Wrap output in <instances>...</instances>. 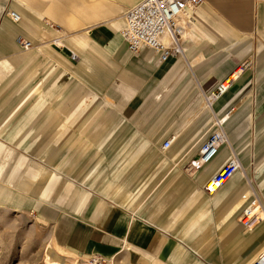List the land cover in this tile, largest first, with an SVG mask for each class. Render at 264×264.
<instances>
[{"label":"crops","instance_id":"1","mask_svg":"<svg viewBox=\"0 0 264 264\" xmlns=\"http://www.w3.org/2000/svg\"><path fill=\"white\" fill-rule=\"evenodd\" d=\"M140 1L44 0L37 3L36 12H30V26L43 39L58 38L59 46L44 45L37 54L34 50L14 54L0 47V75L4 77L11 67L14 72L6 77L8 84H0V206L19 207L28 195L32 203L48 209H67L60 223L61 249L73 254L113 259L122 252L138 253L144 264H250L264 250V221L248 229L238 213L260 196L264 201V175L257 168L264 165V150L257 155L255 147L264 146V113L257 115L264 106V0H202L195 18L182 23L184 36L188 30L191 41L199 37L204 48L185 47L186 57L164 63L151 49L133 52L119 33L125 20L114 17L115 10H127ZM54 2L58 5L49 9ZM18 14L21 20L16 24H26L22 12ZM68 14L75 23L72 29L66 27ZM18 31L2 22L1 42L19 48L22 34ZM85 41L100 50L101 68L95 72L103 74L104 84H63L70 81L71 65L74 69L82 56L93 55L82 46ZM71 50L77 51L78 61L71 58ZM203 65H211L215 75L213 91L225 77L239 76L213 110L207 107L203 113L202 133L182 149L173 142L165 155L160 147L169 137H152L151 130L129 127L127 121L141 120L142 114L134 110L145 105L140 112L147 115L146 122L166 123V106L174 103V94L166 96L173 84L164 83L183 81L187 75L197 78ZM27 66L36 67L32 72L40 80L35 86L33 75L30 84L29 80L16 84ZM13 80L15 84H10ZM85 89L91 92L88 102ZM179 89L195 92L194 84H176L174 93ZM54 90L62 96L59 113L52 112ZM199 102L197 96H189L185 106L198 116ZM103 104L108 113L100 110ZM128 105L126 114L122 111ZM92 108V123L85 122ZM252 113L256 118L247 135L238 128L244 116L252 119ZM110 115L112 123L106 127L102 121ZM215 115L223 118L230 144L237 142L244 170L250 165L242 154L245 138L251 141L255 135V145L249 146L256 158L255 179L263 192L253 188L250 177L242 179L240 172L213 195L206 192L204 186L232 155L229 145L212 166L197 171L186 168L196 160L198 141ZM70 120L78 127L66 128ZM11 140L27 154L17 157ZM29 154L42 164H30ZM138 185L141 194L124 195ZM71 199L69 207L65 202Z\"/></svg>","mask_w":264,"mask_h":264},{"label":"rangeland","instance_id":"2","mask_svg":"<svg viewBox=\"0 0 264 264\" xmlns=\"http://www.w3.org/2000/svg\"><path fill=\"white\" fill-rule=\"evenodd\" d=\"M40 2L44 3V0H0V25L2 24V22L3 23L5 22L7 25L13 26L14 28L16 27L17 29H19L18 32L21 33L26 40H30L33 43V45L28 49L23 48L21 45L19 48L13 49L12 46L10 45L11 43L3 44V41L1 42L0 40V47L1 46L5 47L6 49L11 50V52L14 54L30 53L32 50H34L35 53L37 54V51L42 50V46L44 45L48 44L49 47L51 46V43L58 45L57 43L58 38H56V40L53 39L54 41L43 39L45 38L44 35L41 34L36 35L34 34L35 31L31 29L30 23L32 22V20L30 17V12H36V10H38L37 3L39 4ZM6 4L7 5L9 4L16 11L22 12L26 24L23 25L16 24L19 21L14 22L12 18L7 14V10L9 6L7 7ZM56 5H58V2L51 3V5H49V7L51 8L49 9L52 8L54 9ZM59 5L68 7L63 2H59ZM69 12H71L70 8H69ZM124 12H126V10L123 9L115 10L114 17L124 19ZM68 18L70 23L66 24L67 25L66 27L72 29L73 27L72 24L75 23L71 22L72 20L69 14H68ZM33 25L35 27V24ZM43 26L48 28L50 25L47 26L43 25ZM70 31L68 33H70ZM52 32H54V34L56 33L55 36H58L56 31L52 30ZM72 33L74 32H71L69 35H71ZM35 35L36 37H39L40 40L35 39L34 37ZM60 39L62 40V38ZM63 41L66 43L65 45L69 44L67 41L65 40ZM202 41L203 40L202 39L200 40L199 37L198 38L196 37V39L195 37H193L191 41L188 35V30L186 36H184L183 38V43L185 45L184 47L191 46L197 50H202L201 48H204L201 47ZM81 44L85 50H88L93 55L91 54L92 56H89L85 54L84 56H82L80 58V63L73 66L74 69L72 68L71 65L72 70H70V74H71L70 81H63V84H70V86L71 84H104V82L102 81L103 74H101L100 72H95V68L96 69L101 68V66L97 63V62H102L101 61L102 59H100L101 56H99L100 50L93 47L90 43L86 41L81 42ZM60 47L66 48V46H60ZM197 57L199 58L200 56ZM75 61H78V58ZM110 66L111 68L115 69V66L113 65ZM210 67L211 65H209V67H204L203 65V67L201 68V72H197L196 74L197 78H195L194 75H187L183 81H181L180 79H173L164 83V84H173L171 88L166 91V96L168 97L171 94H174L172 99L174 103L170 104L169 106H166V123L157 124V122L154 120L150 122H146L147 115L144 112H140V111H142V107H144L145 110V107L147 108V106L141 105V107L139 106L134 110L135 113L142 114L141 116H138L141 117V120L127 121L129 127L134 126L139 129L140 128L146 130L149 129L151 130L150 134L152 135V137L153 136L159 137L157 135H160V137L163 139L169 137L174 140V146L176 145L175 146L176 149L179 148L182 149L184 145L188 143V141L190 142L195 135H200V133H202L204 129V125H202L203 121L201 118L203 113L208 111L206 103L211 104V101H209L207 97L213 92V88L216 85L213 82L215 75L212 71H210L211 69ZM35 70L36 67L33 69H30L29 66L24 68V70L18 75V77L21 75L22 77L16 80V84H25V81L29 80L30 77L34 74L32 71ZM4 74H5L4 75L5 78L2 75H0L1 77L0 84H8L6 77H9L10 75L14 74L13 67L5 70ZM33 76H34L33 79L34 81L32 86H35L40 79L38 76L35 78L36 74ZM234 76L236 77L237 74H235ZM10 84H15V81L13 80ZM29 84H30V80H29ZM108 84H111V82ZM176 84H194L195 92L193 94L192 89H179L176 93H174L175 91L174 87L176 86ZM55 88H57V86ZM73 91H76L75 88L73 89ZM85 91H86V99L88 102L91 92L87 89H85ZM58 92L59 93H56L55 90L53 92L54 105L52 108V112L54 113L56 112L59 113L62 110V106L58 105V103L61 101L62 96H60L61 94L60 90ZM72 92L71 95H73ZM189 96L191 97L197 96V98H199L200 102L198 105V112H199L197 114L198 116L194 115V113L192 114L191 108L189 111V108L185 106V101L187 100V98H189ZM204 97L205 100H203ZM101 107L102 108H100V110L102 112L108 113L107 110L109 109V107L106 106V104L105 106L103 104ZM150 107H151L150 113L154 112L153 108L155 106L152 105V102L150 103ZM128 108L129 105L125 107L122 112L128 114V112L126 111L128 110ZM237 109H239V107H237ZM237 109L236 111H238ZM112 111H113L112 114L113 113L116 114L117 112L115 110ZM92 112H93V108L90 111H87V119L85 122L92 123V118L89 119V117L92 116L91 114ZM261 113H264V106L260 108V110H258L257 115ZM180 117H182V120L178 121V118ZM111 118L112 115L106 117V119L102 121V124L107 127L108 125H110V123H112ZM255 118L256 117L253 115V113H252V119L249 118V115L244 116L242 118L243 120L241 121L238 130L244 134L249 135L250 131L253 129V123ZM207 123L209 124L210 121ZM65 125H66L65 127L69 129H73V127L75 128L78 127L77 124L76 123L74 124V121L72 120L67 121ZM60 129L62 128L59 127L58 130ZM213 129L214 127L212 125V127H210L208 130L209 133H207L208 132L207 131L205 132V134H202L201 137L199 136L201 138L200 141H198L199 146L203 142L202 138L206 134L208 136L213 131ZM53 132H56V130L54 129ZM226 134L228 136L229 133L226 131ZM56 140L61 141L62 138L58 136ZM250 142L252 143V146L255 145V135H253L251 141L248 138H245L244 147H243V149L245 150L242 152V154L248 157V159L250 160V165L248 166L247 169L245 168V170L243 172L241 171L238 175L242 179H246V177H250L253 188L256 190H261L263 192V190L260 189L261 185L255 179V177L258 175V173L256 172L257 170L254 168L256 158L254 152L252 151L253 149L252 146L250 149L249 146ZM9 144H11L14 149L15 148L17 149V157H19L21 154H25V155L27 154L26 152H23L24 150H21L16 145H14L12 140L9 141ZM227 145H229V142L225 146L227 147ZM232 147H234L235 152L238 153L237 142H235V144L233 143ZM255 147H256L257 155H260V153L264 150V146H260L261 148H258L257 145H255ZM160 150L163 154L165 155L167 154L166 149L160 147ZM198 155L199 153L197 152L195 154V157L198 158ZM27 156H31V154ZM239 156L242 159V156L240 154ZM29 163L32 165L42 164V162L38 161L35 157H32ZM263 163H264V158L263 160H261V164ZM190 165H192V162L187 163L185 166L187 169L195 171L196 167L192 166L190 168ZM259 166L260 165H257L258 171L260 170L261 172L260 174L264 175V165L260 166V169ZM243 173L245 174V176ZM74 188L78 189V187L76 186H74ZM140 190H141V185H138L136 186L135 189L133 188L130 191L124 193V195H127V197L132 198L135 194H137L138 191L141 194ZM210 194L213 195L214 193H210ZM140 199L141 198L138 199L139 202L141 201ZM65 203H67L69 207L72 206L71 204L72 199L69 202L68 200H66ZM66 210L67 209L52 210L45 207L44 204L38 205L32 203V200L28 197V195L24 196L23 202L19 207L14 206L13 204H9V205L2 204V206H0V264H84V263L86 264L88 263L87 262L88 260H90L91 262L94 261L93 260L95 259L94 256L81 255L78 253L73 254L64 249H61L60 223L62 216L64 215ZM134 255L128 252H122L113 259L96 260V264H144L141 259L137 258V256H140V254L134 253Z\"/></svg>","mask_w":264,"mask_h":264},{"label":"built area","instance_id":"3","mask_svg":"<svg viewBox=\"0 0 264 264\" xmlns=\"http://www.w3.org/2000/svg\"><path fill=\"white\" fill-rule=\"evenodd\" d=\"M202 0H141L130 7L124 13L125 24L119 31L128 48L138 52L144 48L151 49L157 54V61L164 63L171 58L177 59L185 51L183 44L185 26L182 21L190 22L195 18ZM7 14L18 22L20 15L11 8ZM23 48H30L33 43L23 36L18 37ZM71 58L76 60L78 54L71 50ZM239 76V75H238ZM228 77V76H227ZM225 77L207 99L211 105L225 94L233 86L238 78ZM213 130L201 143L198 150V158L201 165L211 163L221 152V149L229 142L226 131L220 127L218 118ZM222 126V124H221ZM173 139L167 138L163 148L172 146ZM192 166L198 168L195 163ZM243 162L238 153L231 157L213 174L210 184L204 186L209 193H214L225 185L237 172L243 170ZM217 185V188L213 186ZM239 221L248 229H253L264 221V201L260 196L258 200L250 202L241 208L238 213ZM94 260L105 259L94 256ZM250 264H264V250Z\"/></svg>","mask_w":264,"mask_h":264},{"label":"bare ground","instance_id":"4","mask_svg":"<svg viewBox=\"0 0 264 264\" xmlns=\"http://www.w3.org/2000/svg\"><path fill=\"white\" fill-rule=\"evenodd\" d=\"M20 20H21V17H20ZM19 20V21H20ZM18 42H19V40H18ZM20 44V43H19ZM21 45V44H20ZM186 51H184L183 52V54L181 55V56H179V57H186ZM235 74H237V76L235 77L234 75ZM238 77V73H234V74H232V75H230V76H228L227 78H229V80H231V79H233V78H237ZM217 101V100H216ZM216 101L211 105V104H207L206 103V105H207V107L209 108V109H211V110H213V108H214V104L216 103ZM218 118V123L220 124V127L222 128V129H224L225 131H226V129H225V127H224V120H223V118L222 117H218V116H214V119H213V121H212V123H211V125H210V127H212V125H213V127H214V129L213 130H215L216 129V126L214 125V123H215V121H216V119ZM221 124H222V126H221ZM206 139V138H205ZM228 141H229V146H231V149H232V154L233 153H236L235 152V150H234V148L232 147V145L230 144V140H229V135H228ZM173 142H174V140H173ZM173 144V143H172ZM227 148H228V145H227ZM224 150H225V148L223 149V151L222 152H224ZM222 154V153H221ZM219 156V155H218ZM217 156V157H218ZM215 158L211 163H209V164H207V165H201V163H200V161H199V158H196V160L194 161V163L198 166V168H196V171L197 170H200L201 168H204V167H207V166H212L217 160H219L220 159V157H218V158ZM244 171V167H243V170H242V172ZM241 172V171H240ZM236 174V173H235ZM50 176H53V174L52 175H50ZM211 180V179H210ZM210 180L208 181V184H210ZM213 188H217V185H215L214 184V186H213ZM256 195H257V193H256ZM94 260V259H93ZM88 263H86V264H89V262H90V264H96V261L94 260V261H90V260H88L87 261ZM85 264V263H84Z\"/></svg>","mask_w":264,"mask_h":264}]
</instances>
